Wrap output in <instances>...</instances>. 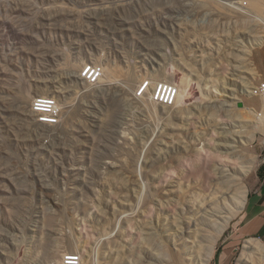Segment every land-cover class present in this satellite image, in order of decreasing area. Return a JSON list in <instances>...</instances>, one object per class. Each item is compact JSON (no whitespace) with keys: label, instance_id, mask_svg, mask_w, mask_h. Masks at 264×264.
I'll return each mask as SVG.
<instances>
[{"label":"rangeland","instance_id":"374dc122","mask_svg":"<svg viewBox=\"0 0 264 264\" xmlns=\"http://www.w3.org/2000/svg\"><path fill=\"white\" fill-rule=\"evenodd\" d=\"M243 1L0 0V264H156L207 218L229 217L214 255L237 237L264 160V116L238 107L262 108L247 95L264 79V47L258 77L244 62L264 35Z\"/></svg>","mask_w":264,"mask_h":264},{"label":"bare ground","instance_id":"6f19581e","mask_svg":"<svg viewBox=\"0 0 264 264\" xmlns=\"http://www.w3.org/2000/svg\"><path fill=\"white\" fill-rule=\"evenodd\" d=\"M248 4H249L248 8L251 9L252 11H254V12H252V14L253 13H255L256 15L260 14L262 0H249ZM248 8H247V10H245V12L250 13ZM263 39H264V36H263ZM255 40H256V42H252L251 45L243 51V54L246 57L244 62H246L247 69L249 70V72L251 73L252 76L258 77L259 72L254 67L253 62L251 60V56H252L251 50H252V47H254V46H260V44L264 40L261 41V38H258V37ZM248 76H250V75H248ZM261 80H263V79H261ZM171 88L173 90V87H171ZM161 93H162V88L160 90V94ZM249 93H250V91H248L247 97H249ZM238 102H240V101H238ZM241 109H244L247 111L249 110V112H248L249 115L251 114V110H252V116L251 117L257 118L259 116L262 118V115L264 116L263 106L261 109H258V110L253 109V108L247 109L245 106H242ZM236 161L237 160H235L234 162H236ZM232 166H235V164ZM235 192L236 191L234 188L228 187L225 190V192L223 191V197H224L223 200L230 193H232L233 196H236ZM230 195H229V198H230ZM232 198L234 199V197H232V195H231V199ZM245 200H246V194H245V192H243V193L241 192L238 201L237 200L235 201L236 203H238L237 206H238L239 210H241L244 207ZM213 202H215V201H213ZM210 203H212V201H210ZM216 203L211 204V207H212V205H215ZM207 206H208V208H210L209 205H207ZM202 210H204V212H207V210H205L204 208ZM205 214H207V213H205ZM230 216H232V215H230ZM204 217H205V215H204ZM208 217L210 218V216H208ZM205 220L207 222V229L208 230H205V229L203 230L201 227L200 228L194 227V229L191 232L188 233L186 230V231H183L182 235L179 238L175 237L174 239H170L169 243L166 245V247H168L167 248L168 250L166 249L167 251L159 252V254H157L155 256L157 258L156 261L154 260L156 262V264H184V263L185 264H209V262L211 261L213 255H214L215 244H216L217 240L220 238V236L223 233V231L225 230V228L227 227L229 217H223L220 219V221H217L216 219L211 220L208 218ZM195 225H198V223L196 222ZM189 239H192V241H189ZM189 242H190V244H192L191 247H189V246L187 247V244ZM197 242H198V244H197ZM194 248L197 249L196 252H193ZM194 254L196 255V258L192 257V260H191V256ZM66 258H68V257H66ZM237 264H264V245L257 239L245 240L243 242L242 250H241L239 257L237 259Z\"/></svg>","mask_w":264,"mask_h":264},{"label":"built area","instance_id":"2783aa9c","mask_svg":"<svg viewBox=\"0 0 264 264\" xmlns=\"http://www.w3.org/2000/svg\"><path fill=\"white\" fill-rule=\"evenodd\" d=\"M238 7L241 10H247L248 8V2L243 1L241 3H236ZM254 15L253 19L255 22L260 26L262 29V33L264 35V0H262L261 4V11L259 15ZM264 40V39H263ZM264 47V41L260 44V47L257 46L255 49H261ZM85 75V76H84ZM261 76V75H260ZM83 79L87 83H96L99 76L95 72V70L90 69L88 72L83 73ZM146 87V85L143 86V88L135 93V97H141L143 93V89ZM173 87V90L172 88ZM162 88V93L160 94V90ZM177 88L170 84V83H163L160 85V87L157 89V92L153 96V101L159 105L169 107L174 104V99L176 96ZM249 98H256L260 102V105L264 107V79L257 81L256 84H254L250 90ZM34 107V113L40 115L39 122L44 125H52L57 122L58 118V110L56 105L52 102V100H48L46 98H43L39 101L35 102ZM79 257L76 255H70L68 258L64 260V264H80L79 263Z\"/></svg>","mask_w":264,"mask_h":264},{"label":"crops","instance_id":"0c3cea01","mask_svg":"<svg viewBox=\"0 0 264 264\" xmlns=\"http://www.w3.org/2000/svg\"><path fill=\"white\" fill-rule=\"evenodd\" d=\"M246 238L257 239L264 245V160L258 170L256 183L248 194L237 237L217 248L212 264H234L235 250Z\"/></svg>","mask_w":264,"mask_h":264},{"label":"water","instance_id":"95a60500","mask_svg":"<svg viewBox=\"0 0 264 264\" xmlns=\"http://www.w3.org/2000/svg\"><path fill=\"white\" fill-rule=\"evenodd\" d=\"M242 106H243L242 102L238 103V107H242Z\"/></svg>","mask_w":264,"mask_h":264},{"label":"clouds","instance_id":"9594fccd","mask_svg":"<svg viewBox=\"0 0 264 264\" xmlns=\"http://www.w3.org/2000/svg\"><path fill=\"white\" fill-rule=\"evenodd\" d=\"M252 99V98H251ZM260 103V102H259Z\"/></svg>","mask_w":264,"mask_h":264}]
</instances>
